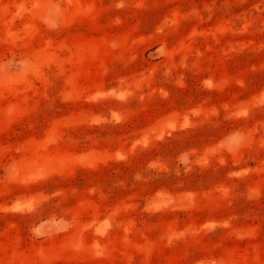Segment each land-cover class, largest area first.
Masks as SVG:
<instances>
[{
  "label": "rangeland",
  "instance_id": "374dc122",
  "mask_svg": "<svg viewBox=\"0 0 264 264\" xmlns=\"http://www.w3.org/2000/svg\"><path fill=\"white\" fill-rule=\"evenodd\" d=\"M0 264H264V0H0Z\"/></svg>",
  "mask_w": 264,
  "mask_h": 264
}]
</instances>
